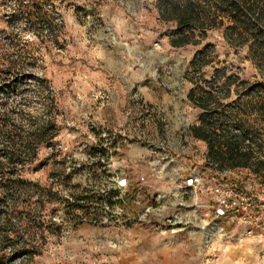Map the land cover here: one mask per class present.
Masks as SVG:
<instances>
[{
	"label": "rangeland",
	"instance_id": "374dc122",
	"mask_svg": "<svg viewBox=\"0 0 264 264\" xmlns=\"http://www.w3.org/2000/svg\"><path fill=\"white\" fill-rule=\"evenodd\" d=\"M191 1L194 30L165 19L177 0H0V112L28 122L53 111L56 159H67L65 175L56 160L27 173L42 194L22 197L17 229L37 253L8 246L7 264H264L262 239L254 245L238 216L217 217L210 188L225 178L264 197V180L207 163L189 99L197 84L230 81L220 101L234 115L238 80L258 66L217 0ZM181 35L190 42L173 44ZM88 193L89 210L73 212L66 198Z\"/></svg>",
	"mask_w": 264,
	"mask_h": 264
},
{
	"label": "trees",
	"instance_id": "16d2710c",
	"mask_svg": "<svg viewBox=\"0 0 264 264\" xmlns=\"http://www.w3.org/2000/svg\"><path fill=\"white\" fill-rule=\"evenodd\" d=\"M261 0H217L215 9L221 10L220 23L229 22L232 29V40L241 45H248L249 58L257 64L259 73L252 80H238V98L235 100L236 113L227 114L226 108L220 101L231 89V82L224 81L219 85L218 80L203 87L197 84L189 92V99L202 110L200 123L191 126L192 134L207 143V163L221 172L236 169L249 170L261 180H264V5ZM264 3V2H263ZM191 0H177L176 7L167 5L164 10H172L165 18L177 20L180 28L196 29L201 27L196 23L200 19L195 9H190ZM161 9L163 4H159ZM202 5V3L198 4ZM194 10V11H193ZM197 14V15H196ZM183 30V29H181ZM182 40L173 41L175 45L189 43L186 35ZM229 39V38H228ZM232 42V41H231ZM201 95H197L198 92ZM227 92L224 94L223 92ZM212 92L223 93L214 98ZM205 93V94H203ZM18 112L12 114L0 112V250L8 246L26 253H37L36 245L20 236L17 225L25 222L24 200L30 187L35 186L34 192L39 196L41 185L33 183L27 177L30 171H38L47 166L51 160L57 164L65 175L67 159H61L62 148L56 140L59 132L57 119L53 111L47 115H31V120L19 119ZM229 117H232L229 119ZM50 149L47 156L41 157L42 149ZM100 153L109 157V150L100 148ZM108 170V162L101 163ZM59 168H57L59 170ZM67 175V174H66ZM69 177V174H68ZM91 195L66 201L72 211L86 212L91 207ZM110 205L114 203L112 196L108 197ZM98 202L104 198L99 196ZM39 204V200L37 201ZM16 245V246H15ZM9 256L0 253V264H7Z\"/></svg>",
	"mask_w": 264,
	"mask_h": 264
},
{
	"label": "built area",
	"instance_id": "2783aa9c",
	"mask_svg": "<svg viewBox=\"0 0 264 264\" xmlns=\"http://www.w3.org/2000/svg\"><path fill=\"white\" fill-rule=\"evenodd\" d=\"M210 188L214 195L217 217L238 216V222L246 233L259 235L264 243V197L261 192L240 189L236 183L218 177L214 178Z\"/></svg>",
	"mask_w": 264,
	"mask_h": 264
},
{
	"label": "crops",
	"instance_id": "0c3cea01",
	"mask_svg": "<svg viewBox=\"0 0 264 264\" xmlns=\"http://www.w3.org/2000/svg\"><path fill=\"white\" fill-rule=\"evenodd\" d=\"M253 238H257V239H252V240H255V241H252V242H253L254 245H256V244H255V243H257L256 240H258V239L260 238V236H259V235H257V236H253ZM260 242H261V241H260ZM263 246H264V244H263Z\"/></svg>",
	"mask_w": 264,
	"mask_h": 264
}]
</instances>
